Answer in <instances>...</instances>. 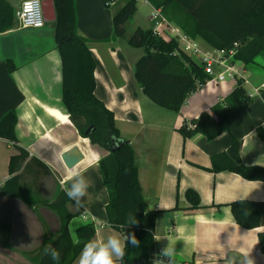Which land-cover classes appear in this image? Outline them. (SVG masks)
Returning <instances> with one entry per match:
<instances>
[{
	"label": "crops",
	"instance_id": "crops-1",
	"mask_svg": "<svg viewBox=\"0 0 264 264\" xmlns=\"http://www.w3.org/2000/svg\"><path fill=\"white\" fill-rule=\"evenodd\" d=\"M4 1L11 8L13 24L0 33V119L10 111L16 113L18 147L28 154V159L38 160L47 170L38 179L27 177L24 182L37 186L40 200L53 201L70 185L67 177L71 172L82 171L90 182L87 194L79 206L73 200L66 206L75 215L68 225L71 238L76 241V230L91 222L95 226L92 240L115 235L123 242V236L106 222L108 198L99 174L98 155L82 147L86 139L78 135L61 103V61L54 40V22L40 29L19 28L16 14L24 0ZM75 7L78 35L88 42L96 62L94 96L112 112L120 137L131 145L147 210L156 212L154 246L163 249L171 241L175 249L171 264H241L245 253L256 264H264L258 243L264 229H242L234 222L228 206L237 200L264 202V182L205 170L210 168L211 157L227 151V133L212 141L202 135L183 139L178 133L182 125L222 103L236 84L227 80L190 94L178 113L158 108L134 79L129 46L124 41H110L112 12L100 0H75ZM258 12L264 16V6ZM140 24L138 20L132 28L142 29ZM256 40L262 47L252 63L257 67H243L249 77L244 90L251 96L250 102L230 120L229 129L242 143L241 163L264 167V142L257 133L264 131V61L256 60L264 57V37ZM54 110L65 116L66 122L50 114ZM74 147L83 160L67 169L61 156ZM16 153L11 143L0 140V186L10 177L9 159ZM37 166L34 167L39 170ZM189 189L198 195L199 209L190 208L185 197ZM2 212H9L13 221L8 222L3 215L2 220ZM45 216L52 218V225ZM59 227L53 211L0 197V249L15 250L24 263L32 264L25 255L36 251L45 238L54 237Z\"/></svg>",
	"mask_w": 264,
	"mask_h": 264
},
{
	"label": "trees",
	"instance_id": "trees-1",
	"mask_svg": "<svg viewBox=\"0 0 264 264\" xmlns=\"http://www.w3.org/2000/svg\"><path fill=\"white\" fill-rule=\"evenodd\" d=\"M55 9L54 40L61 61V103L70 123L82 139L105 151L98 161V169L108 202L105 206L107 225L125 236L135 234L139 247L126 244L120 264H151L154 246L153 233L156 212L148 211L138 181L135 153L128 141L122 139L114 124V116L94 96L96 62L88 42L78 35L75 0H52ZM112 12L110 41H124L132 49H142L143 55L135 63L133 76L142 93L158 108L178 113L198 82L206 76L200 66L186 56L174 39L163 40L152 29L131 28L136 13L134 0H100ZM161 12L167 22L188 38L201 40L209 49H230L238 44L236 62L244 67L254 63L262 52L256 37H264V16L258 9L264 0H147ZM13 24L9 5L0 0V33ZM11 69V64H9ZM250 100L244 88L233 91L208 112H202L178 129L183 139L202 135L212 141L227 133L230 145L226 152L210 159V173L228 172L251 182H264V167L245 166L240 160L242 143L230 134V120L244 110ZM17 116L14 111L0 119V140L11 143L17 153L10 157L9 179L0 186V197L22 200L28 206L47 208L55 213L60 227L54 237L45 238L41 246L25 257L32 264H76L83 246L95 236V226L88 223L76 230V241L71 238L68 225L75 217L67 211L71 200L60 192L53 201L40 200L37 186L24 182L38 179L47 173L45 166L20 147L15 136ZM93 127L88 134L85 132ZM264 142V131H257ZM38 165V166H37ZM34 166H37V170ZM185 197L191 209H199V197L187 190ZM236 225L245 230L264 229V202L237 200L229 205ZM132 221H136L132 224ZM259 250L264 255V230L258 235ZM51 246L60 252L59 261L45 254Z\"/></svg>",
	"mask_w": 264,
	"mask_h": 264
},
{
	"label": "built area",
	"instance_id": "built-area-1",
	"mask_svg": "<svg viewBox=\"0 0 264 264\" xmlns=\"http://www.w3.org/2000/svg\"><path fill=\"white\" fill-rule=\"evenodd\" d=\"M137 3L148 4L147 0H134ZM17 25L22 29H40L43 28L46 22L44 21L41 0H24L16 14ZM149 21H156L155 27L152 29L153 33L163 39H174L181 51L188 56L192 61L198 64L206 76L203 83L196 84L195 92H200L204 88L223 83L227 80L233 81L236 86L242 88L249 85L248 76L244 66L235 60L238 50V44H234L230 49H204L198 43L185 34L178 28L170 24L161 15L159 10L154 9L149 17ZM258 90H254L256 94ZM192 93V94H193ZM247 97H251L248 96ZM190 127V123H186ZM162 250L153 246L150 252V263ZM163 264H168L165 257H160Z\"/></svg>",
	"mask_w": 264,
	"mask_h": 264
},
{
	"label": "clouds",
	"instance_id": "clouds-1",
	"mask_svg": "<svg viewBox=\"0 0 264 264\" xmlns=\"http://www.w3.org/2000/svg\"><path fill=\"white\" fill-rule=\"evenodd\" d=\"M67 180L71 181V183L64 188L65 193L70 200L75 201L77 206H79L82 198L87 194L90 182L82 171L71 172ZM64 184L65 182L62 181V186ZM135 223L136 221H132L131 225ZM155 239L160 241L161 238L155 237ZM128 243L134 247L140 246V241L134 233L126 235L125 241L123 242L115 235L108 236L106 240H91L83 246L78 258V264H117V261L123 259L125 247ZM44 251L53 261H59L60 252L56 248L48 246ZM174 253L175 249L171 241H169L167 246H165L153 259L152 264H163L160 257L167 258L168 264H171ZM241 264H256V262L253 257L245 253Z\"/></svg>",
	"mask_w": 264,
	"mask_h": 264
},
{
	"label": "rangeland",
	"instance_id": "rangeland-1",
	"mask_svg": "<svg viewBox=\"0 0 264 264\" xmlns=\"http://www.w3.org/2000/svg\"><path fill=\"white\" fill-rule=\"evenodd\" d=\"M136 5H137V10H136V13H135V16H134L132 22L130 23L131 24V28H132V26H134V24H136V22L138 23V20H140L141 21V24H140L141 26L140 27L143 30H146L147 28H149V29L152 28L153 29L155 27L156 21H151L150 22L148 20V18L150 17V15H151V13H152V11L154 9L151 8V6L149 4L137 3ZM197 43H198V45L200 47L203 46L201 42L197 41ZM127 50H130L129 51L130 53L128 55V57L130 59L129 62H131L135 66V63L143 55V50L142 49H132V48H129V47L127 48ZM261 58H258L256 60H260V62L264 61V57H261ZM254 66L257 67V65H255V64L252 65L251 64V65L248 66V68L252 69V68H254ZM133 71H134V67H133ZM82 147L84 149H86V150H91V152L97 153V155H98L97 158L98 159H100L103 155H105V151L99 149L98 147L91 146L88 139H86V144H83ZM89 156H91V153H89ZM90 159H91V157H90ZM2 215L7 219L8 222L13 221L12 220V215L9 214V212H2L1 213V219L3 220L4 217ZM45 219L49 222V225H52V224H50L52 222V218L51 217H46ZM9 224H11V223H9ZM72 226L74 227L75 225H72ZM18 255L21 256L15 250L0 249V264H28V263H24V261H22L23 259L19 258Z\"/></svg>",
	"mask_w": 264,
	"mask_h": 264
},
{
	"label": "water",
	"instance_id": "water-1",
	"mask_svg": "<svg viewBox=\"0 0 264 264\" xmlns=\"http://www.w3.org/2000/svg\"><path fill=\"white\" fill-rule=\"evenodd\" d=\"M41 6L44 16V21L46 23H52L55 21V9L52 0H41ZM93 130V127H90L85 134H88ZM62 162L64 163L67 169H72L80 161L83 160V155L78 148L74 147L67 151L61 156Z\"/></svg>",
	"mask_w": 264,
	"mask_h": 264
},
{
	"label": "bare ground",
	"instance_id": "bare-ground-1",
	"mask_svg": "<svg viewBox=\"0 0 264 264\" xmlns=\"http://www.w3.org/2000/svg\"><path fill=\"white\" fill-rule=\"evenodd\" d=\"M49 112H50V114H52L57 120H59V121H61V122H66V117L63 116V115H61V114H59L58 112H55V110H54V111H49Z\"/></svg>",
	"mask_w": 264,
	"mask_h": 264
}]
</instances>
